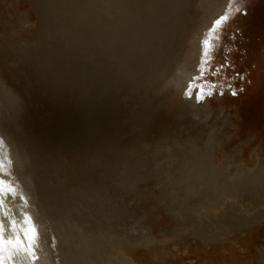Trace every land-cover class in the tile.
Instances as JSON below:
<instances>
[{
	"label": "bare ground",
	"instance_id": "obj_1",
	"mask_svg": "<svg viewBox=\"0 0 264 264\" xmlns=\"http://www.w3.org/2000/svg\"><path fill=\"white\" fill-rule=\"evenodd\" d=\"M33 1L39 48L0 53L3 264L224 260L264 231V163H214L226 116L201 84L229 0Z\"/></svg>",
	"mask_w": 264,
	"mask_h": 264
},
{
	"label": "rangeland",
	"instance_id": "obj_2",
	"mask_svg": "<svg viewBox=\"0 0 264 264\" xmlns=\"http://www.w3.org/2000/svg\"><path fill=\"white\" fill-rule=\"evenodd\" d=\"M226 16L228 19L222 21L218 36L214 38L211 57L201 77L204 88L215 89L216 96L210 98V105L215 107L220 103L227 122L218 121L216 137L221 140L222 146L214 163L251 164L259 159V163H264V0H229ZM26 22L30 24L28 29L24 25ZM14 32L21 33L19 39L26 46L39 48L36 42L43 37V28L35 13L33 0H0V53L6 56V63L15 62L5 53L6 49L18 47ZM21 81L25 89H31L23 70ZM237 87L244 89L238 97L226 93L227 89L232 91ZM116 97L120 101L125 95L115 96L112 93L106 96L108 103L111 102L106 107L111 120L110 129L117 128L112 112L118 103H115ZM69 99L70 94L64 92L60 98L61 106H66ZM36 104L40 105L38 101ZM120 138L117 134L110 142L117 144ZM241 238L231 244L224 260L216 256L205 258L191 254L187 257V264H254L252 251L255 244L263 242L264 231H254ZM134 253V260L143 262V252ZM145 262L152 264L150 260ZM163 264L183 263L177 258Z\"/></svg>",
	"mask_w": 264,
	"mask_h": 264
},
{
	"label": "snow or ice",
	"instance_id": "obj_3",
	"mask_svg": "<svg viewBox=\"0 0 264 264\" xmlns=\"http://www.w3.org/2000/svg\"><path fill=\"white\" fill-rule=\"evenodd\" d=\"M228 19L227 16H222L219 20L216 21V24H221L222 21ZM237 76H239V74H237ZM231 87V85L229 86ZM244 91V89L237 87L236 90H232L230 92V95L232 97H238L242 92ZM221 95H223V93H221ZM3 148V139L0 138V149ZM3 184V181L0 180V185ZM3 190L2 188H0V213H2V209H3ZM14 221H9V225H14ZM9 225H5L3 220H0V264H3V258H2V254H3V249H4V245L5 243H7L8 245H12L13 244V240L9 239V240H5V230ZM15 243L18 245L19 244V237L16 238Z\"/></svg>",
	"mask_w": 264,
	"mask_h": 264
}]
</instances>
